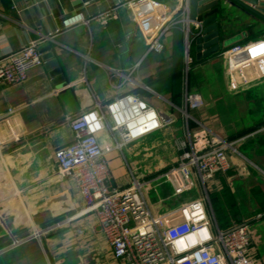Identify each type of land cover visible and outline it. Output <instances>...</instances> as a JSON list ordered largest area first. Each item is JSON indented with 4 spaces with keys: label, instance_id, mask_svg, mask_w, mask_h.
I'll list each match as a JSON object with an SVG mask.
<instances>
[{
    "label": "crops",
    "instance_id": "obj_1",
    "mask_svg": "<svg viewBox=\"0 0 264 264\" xmlns=\"http://www.w3.org/2000/svg\"><path fill=\"white\" fill-rule=\"evenodd\" d=\"M124 1L0 0V53L16 52L29 41L41 39L40 52L44 57L52 53L64 77L62 84L55 85L44 59L24 83L0 84V137L6 145L0 155V264H121L93 213L81 212L84 202L73 180L58 175L55 152L73 142L69 118L123 94L138 95L158 111L174 116L175 122L121 149L115 148L109 131L99 136L113 186L125 187L133 177L154 178L177 162L182 153L179 141L205 129L227 140L248 137L235 144L236 153L229 152V172L208 182L209 194L227 186L239 204L241 198H251L249 191L253 195L255 187L264 186V79L244 88L253 112H259L257 117L241 118L228 128L221 116L211 112V104L221 103L231 91L222 52L236 44L264 40V21L231 3L221 20L222 36L230 42L219 54L202 61H196L192 44L188 64L183 23L162 36L161 52H148L150 39L171 17L183 18V0H157L168 6L166 20L160 12L137 20L130 8L121 6ZM112 8L114 16L109 20L57 32L71 14L81 12L92 18ZM189 70L192 81L196 74L216 72L212 79L220 82L221 78L225 95L210 92L207 97L197 90L204 106L186 118L178 108L184 105ZM241 92L233 97L243 109L246 93ZM148 191L156 215L198 198L174 197L169 183L156 180ZM253 204L242 212L252 237L249 255L256 264H264V213ZM47 227L53 229L34 236ZM15 239L20 243L14 245Z\"/></svg>",
    "mask_w": 264,
    "mask_h": 264
},
{
    "label": "built area",
    "instance_id": "obj_2",
    "mask_svg": "<svg viewBox=\"0 0 264 264\" xmlns=\"http://www.w3.org/2000/svg\"><path fill=\"white\" fill-rule=\"evenodd\" d=\"M190 0H183V18L172 17L152 37L148 52H161L162 36L179 23L189 24ZM123 7L130 8L135 19L144 20L156 12L166 20L168 6L157 0H125ZM115 9L86 18L78 12L62 20L58 33L91 22H104L114 16ZM164 13V14H163ZM29 41L18 51L0 53V84L24 83L31 71L43 66L44 59L38 45ZM187 63L190 38L186 34ZM264 40L256 39L229 47L222 52L226 62L228 87L239 91L264 79V53L259 52ZM204 106L198 93L186 91L184 105L178 108L190 118L189 111ZM12 112V111H11ZM10 112V113H11ZM175 117L158 111L135 94H123L104 105L95 104L91 109L68 119L73 142L55 152L58 175L73 180L84 202L82 213H93L107 239L114 257L121 264H256L249 255L252 244L250 226L236 223L227 230H220L212 216L208 182L231 169L229 152H237L235 144L243 139L227 140L208 129L188 134V140L179 141L182 153L177 162L152 179L133 177L129 185L115 187L105 160V150L99 136L109 131L115 137V148L133 143L163 128L171 126ZM6 148L0 137V155ZM156 181L169 183L174 197L191 193L199 188L200 195L189 203L166 213L156 215L148 202L150 184ZM3 221L0 217V225ZM53 227L34 234L40 236ZM83 234V231H79ZM20 240H14V245Z\"/></svg>",
    "mask_w": 264,
    "mask_h": 264
},
{
    "label": "water",
    "instance_id": "obj_3",
    "mask_svg": "<svg viewBox=\"0 0 264 264\" xmlns=\"http://www.w3.org/2000/svg\"><path fill=\"white\" fill-rule=\"evenodd\" d=\"M231 3L242 7L247 12L264 21V0H190V25L185 27V31L188 37L191 38L190 46L192 44L194 46L196 61L209 59L219 54L230 42L229 38L227 39L222 36L221 20L225 14H228ZM192 13L193 17H190ZM136 30L139 38L142 40L139 28L136 27ZM52 56V53L47 54L46 57L43 56V59L48 60L46 66L49 76L53 78L52 82L55 85L62 84L64 77L60 75L61 70L58 61L52 59ZM212 216L215 219L213 210Z\"/></svg>",
    "mask_w": 264,
    "mask_h": 264
},
{
    "label": "rangeland",
    "instance_id": "obj_4",
    "mask_svg": "<svg viewBox=\"0 0 264 264\" xmlns=\"http://www.w3.org/2000/svg\"><path fill=\"white\" fill-rule=\"evenodd\" d=\"M214 74H217V73L212 71L211 73L208 72V73H204L201 75L196 74L194 80L192 81L191 76H190L191 71L189 70V72H188L189 81H185V90L184 91L196 93L197 90L201 89L202 94L206 95L207 97H208L210 92L217 94V95H221V97H223L225 95V93L222 90V88H220L221 83H222L221 78H219L220 82L214 81L212 79ZM243 90H244V92H241ZM238 92L246 93L247 91H245V89H241L239 91H236V93L230 91V93H229L230 96L227 95L226 98L224 97L225 99H223V101H222L223 103L222 102L221 103L215 102L214 104H211L212 105L211 106V112L217 116L216 118H218V116L222 117V120H220V121L224 125V127H228V128L232 127L231 123H233V125L239 124L241 118L244 119V118H250V117H257L259 115L258 111L253 112V110H252L253 104L251 103L250 100L246 99L247 93H246V96L242 99L243 100L242 101L243 109L241 108V103L239 105L233 97ZM254 101H257V99H254ZM259 107H260V104H259ZM188 114L193 115L192 111H189ZM177 115H180V114L178 113ZM223 121H225L227 123V125H225ZM234 121H237V123ZM218 124H219V122H218ZM164 170H166V169L164 168ZM200 193L201 192H200L199 188H196L193 191H191V193L182 195L180 197V199L187 198L186 196H189V195L193 198H196V197H199ZM246 195H247V193H246ZM249 195L251 196L250 199L241 198V200L239 201V204L237 202V205L240 208L241 213L242 212L245 213L246 211L251 210L252 209L251 206L253 203H254L253 205H255V207H256V203L254 202V198L251 195L250 191H249ZM249 195H247V196H249ZM150 199H151V201L154 202V200H155L154 194L150 195ZM247 208H248V210H247Z\"/></svg>",
    "mask_w": 264,
    "mask_h": 264
},
{
    "label": "trees",
    "instance_id": "obj_5",
    "mask_svg": "<svg viewBox=\"0 0 264 264\" xmlns=\"http://www.w3.org/2000/svg\"><path fill=\"white\" fill-rule=\"evenodd\" d=\"M245 135V132L238 136ZM238 138L233 137L232 139ZM229 139V140H232ZM252 196L258 210L264 213V186H257L252 191ZM212 210L220 230H227L236 223L245 222L236 197L227 186L209 194ZM264 216V214H263Z\"/></svg>",
    "mask_w": 264,
    "mask_h": 264
},
{
    "label": "snow or ice",
    "instance_id": "obj_6",
    "mask_svg": "<svg viewBox=\"0 0 264 264\" xmlns=\"http://www.w3.org/2000/svg\"><path fill=\"white\" fill-rule=\"evenodd\" d=\"M264 53V46H261L259 52L256 49H253V55Z\"/></svg>",
    "mask_w": 264,
    "mask_h": 264
}]
</instances>
